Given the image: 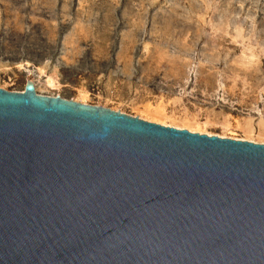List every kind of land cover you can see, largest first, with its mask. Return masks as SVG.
Wrapping results in <instances>:
<instances>
[{
  "label": "water",
  "instance_id": "1",
  "mask_svg": "<svg viewBox=\"0 0 264 264\" xmlns=\"http://www.w3.org/2000/svg\"><path fill=\"white\" fill-rule=\"evenodd\" d=\"M0 264H264V143L0 87Z\"/></svg>",
  "mask_w": 264,
  "mask_h": 264
},
{
  "label": "rangeland",
  "instance_id": "2",
  "mask_svg": "<svg viewBox=\"0 0 264 264\" xmlns=\"http://www.w3.org/2000/svg\"><path fill=\"white\" fill-rule=\"evenodd\" d=\"M28 80L42 95L264 143V0H0V87Z\"/></svg>",
  "mask_w": 264,
  "mask_h": 264
},
{
  "label": "bare ground",
  "instance_id": "3",
  "mask_svg": "<svg viewBox=\"0 0 264 264\" xmlns=\"http://www.w3.org/2000/svg\"><path fill=\"white\" fill-rule=\"evenodd\" d=\"M49 84H54V81L52 80V79H49ZM176 127H178V128H183V127H179V126H176ZM191 131H196V132H201V131H198V130H193V129H190ZM202 133V132H201ZM209 134H211V133H209Z\"/></svg>",
  "mask_w": 264,
  "mask_h": 264
}]
</instances>
